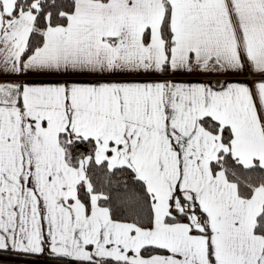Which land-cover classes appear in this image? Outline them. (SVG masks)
Instances as JSON below:
<instances>
[{
    "label": "snow or ice",
    "instance_id": "1",
    "mask_svg": "<svg viewBox=\"0 0 264 264\" xmlns=\"http://www.w3.org/2000/svg\"><path fill=\"white\" fill-rule=\"evenodd\" d=\"M0 264H264V0H0Z\"/></svg>",
    "mask_w": 264,
    "mask_h": 264
},
{
    "label": "trees",
    "instance_id": "2",
    "mask_svg": "<svg viewBox=\"0 0 264 264\" xmlns=\"http://www.w3.org/2000/svg\"><path fill=\"white\" fill-rule=\"evenodd\" d=\"M4 259H5V260H8V259H9V257H4Z\"/></svg>",
    "mask_w": 264,
    "mask_h": 264
}]
</instances>
